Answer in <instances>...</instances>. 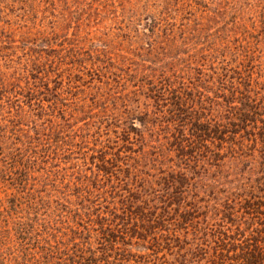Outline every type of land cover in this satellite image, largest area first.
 Masks as SVG:
<instances>
[{"label":"rangeland","instance_id":"374dc122","mask_svg":"<svg viewBox=\"0 0 264 264\" xmlns=\"http://www.w3.org/2000/svg\"><path fill=\"white\" fill-rule=\"evenodd\" d=\"M180 174L183 200L166 201ZM258 202L264 0H0V248L13 264L84 247L98 264H203L199 244L234 257L263 238Z\"/></svg>","mask_w":264,"mask_h":264},{"label":"trees","instance_id":"16d2710c","mask_svg":"<svg viewBox=\"0 0 264 264\" xmlns=\"http://www.w3.org/2000/svg\"><path fill=\"white\" fill-rule=\"evenodd\" d=\"M163 88H165V87H163ZM254 100H257V99H254ZM253 103H254V101L252 102V104ZM244 112H248V111L244 110ZM203 127H206V126L203 125ZM203 132L206 133V131H203ZM205 133H203V136H206ZM217 156L218 155H216V157ZM102 162L106 163V164L108 163V161L104 160V159L102 160ZM4 173H5V171H4ZM9 176L10 175H6V173H5V175H3L4 178H2V179H4L6 182L10 183L11 181H13V178H11ZM185 180H186V176L184 174H180V176L179 175L169 176L168 180H166L164 182V184L166 186L167 185L170 186V187H167V190H166V191L170 190L169 191L170 193L166 194V197H165L166 201H169V202L172 201L171 197H172V195H174L173 191H174L175 195L178 196V199H180L179 197L182 195L180 201L183 200L184 192H185V187H184L185 185L183 184V181H185ZM262 198L263 197H261V199ZM11 200L12 199H10L8 201V203H11L12 202ZM258 203H259V206H257V207L254 206L255 203H251V207H249V206H247V207L252 211L251 213H254L257 216L258 215L262 216V218L259 216H258V218L260 221L264 222V202H258ZM131 208L132 207L130 205H128L127 212L129 211V216L134 214L131 211ZM149 213L151 214L150 216L152 217V220L149 221L151 224L155 223V222H159V220H160L164 226L163 220L161 219V217H159L160 215H156L155 213L152 214V211H150ZM186 213H187V215H189L191 213V211L188 210V212H186ZM178 218L181 221L182 216H179ZM129 219L131 220V217H129ZM136 221H137V219H135L134 222H136ZM136 223H134V224H136ZM261 225L263 226V224H261ZM223 228H224L222 231L223 233H221V232L216 233L217 237L215 239L217 241H215V242H222L223 244H225L224 247H227L229 244L227 241L228 240V236H227L228 228H226V227H223ZM136 229H138V228H136ZM148 230H149V232H151V230H154V229H153V227L149 226ZM142 231L145 232V234L147 233L146 229L142 230ZM162 231L164 233L166 232V235H162V233H160L161 234L160 236L159 235H153V237L151 239L152 242H154V244H155V245H153V248H155L156 251L163 249V250H166L169 252V251H171L170 248H173L172 242L178 240V238H180V237L176 235V231L174 229L171 231H169V230H166V231L162 230ZM262 235H263V238H261V241L255 240V243H252L250 247L246 246L245 249L242 248L240 250V253L234 257H228V255L223 254V251L220 248H219V251H218V248L215 249V251L213 252L212 255H207V253H205L204 249L201 247L202 246L201 244L195 246L197 248L195 251L192 252L191 256L198 258V259H200L202 257H206V261H204L203 264H264V245L263 246L260 245V243H264V234H262ZM158 236H159V238H158ZM140 237L143 238V235L137 234V238H140ZM204 246L206 247L205 244H204ZM106 248H108V247H106ZM79 249L77 250L78 254H75L73 257H67L62 262L56 261L54 264H98L97 258H100L101 254H100V257H98L89 248L84 247V248H79ZM222 249H223V247H222ZM103 254H104V258H101L102 262L99 264L113 263L112 261L110 262L108 260L109 256H107V252H103ZM182 258H184V256ZM147 259H148V261L146 264H173V263L168 262L166 259H165V261L164 260L162 261L163 263H158L159 260L149 259V257ZM57 260H59V259H57ZM0 262L3 264H13L14 263V261H12V256L7 255L4 251V248H0ZM31 262L34 263L35 260L33 258H31ZM45 263H47V262H45ZM144 263L145 262H143L142 264H144ZM185 263H187V261H180L178 264H185Z\"/></svg>","mask_w":264,"mask_h":264}]
</instances>
